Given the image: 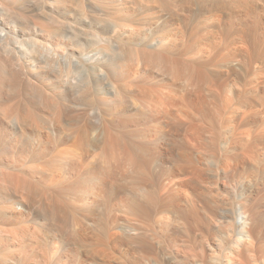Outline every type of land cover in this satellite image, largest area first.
<instances>
[{
  "label": "bare ground",
  "instance_id": "6f19581e",
  "mask_svg": "<svg viewBox=\"0 0 264 264\" xmlns=\"http://www.w3.org/2000/svg\"><path fill=\"white\" fill-rule=\"evenodd\" d=\"M15 1L16 0H10L11 3L15 2ZM30 1L31 0H26V2H30ZM160 1L162 3H159L160 4L159 6H162V5L164 6V5H166V3H168V5L164 6L165 8L164 7H162V8L170 11L169 15L171 17H173L174 15H177V17L176 18L173 17L172 19H168V20L163 18V16H161L154 8L157 6V4H158L157 3L156 5H152V6L150 5L151 6L150 7L151 12L149 13V16H148V18L150 17V19L147 20L146 25H147V28L149 30L157 32L158 29L161 27V25L167 26L166 21H170V20L175 21V20L179 19L178 16L180 17L179 20H181V22L183 24L182 26H184L186 29V31L183 32V34L187 36L186 40L189 41V39H190V41L187 44H185L186 45V54H187L186 59L189 60L190 62L188 63V66L186 65V67L181 68L176 72V75L181 77L184 80L183 85H179V81H181V80L178 81L175 78L176 75L174 73H172L173 71L171 72L172 74H169L166 72L168 69H171V68H165L164 66L163 67L166 69V71L163 70L165 72V75H164L165 78L163 77L164 82L162 85L163 86L162 89H158V88H154V87H152V88L142 87V86H140V87L138 86L135 89H133V88L128 89L130 87H128V86L124 87L123 86L124 87L123 88L120 85L114 84V86L116 87V91L117 92L119 91L118 93H120V94L123 93L124 98L125 97L128 98V96L131 97L134 95L137 96L138 94L143 97V96H148V95H152V94L157 93L159 95V97L161 98L160 100H162V101L157 100L158 101L157 103H159L162 107L164 106V108H161V109H159V108H156V109L148 108V112H146L147 116L145 117V120L140 119V118L133 119L134 120L133 122L135 123V125L136 124L142 125L143 128L141 127L140 128L141 130H139L137 133H140V132L143 133V138H144L145 142L148 144L149 149H144V145L140 143V144H137L136 145L137 147L134 149H130L128 147H125L123 152L121 151L123 153L122 154V156H123L122 160L124 159V161L126 163L125 165H127L129 167V169L133 173L132 175H134L135 178L143 181L142 185L136 184L130 188V187H127L125 184H123V185L119 184L118 179H123V174L119 170V168H118L119 166L116 164L118 166L117 167V166L113 165L111 162H105L104 164H99V161H98V163H94V164L89 163L90 165L87 164L88 166H86V165L77 164L76 162L69 161L67 163V165L64 167L63 171L53 172L52 177H54L59 182H64L66 184L65 189L72 190V191H74V193H76L78 195V196H76L78 202H80V205H78V207H81L82 209L87 210L91 214H94V213L99 211V214H101L102 216L100 217L99 221H96V223H95V220L91 223L92 227H90V226L87 227V226H85V224H79L80 225L79 230H77L73 234H71L66 229V227L64 225L59 224V222L56 219H54V220H56L55 229L57 230V233H58V234L56 233L58 236V237L56 236L57 239L53 238V237L52 238L48 237L45 240L43 239L44 240L43 242L40 241L41 239L36 238V237L33 240L31 239L33 242H30V244L24 245V248H21L20 250H18V253L16 254L21 259V264H112L110 262V261H112V260H110V258H113L112 257V255L114 254L113 250L114 249H117V250L118 249L119 250L124 249V248H126L125 245L129 246L134 251H136V250H138V251H149L152 254H159V251H163L162 243H164L166 241H171L172 234H174V236H175V233H176L175 228L178 225L177 221H180V220H177V218H179V219L183 218V214H184V209L181 207V205H184V206H185V204L189 205L193 210L196 211V214H198L200 208L205 209V208L210 207L212 203L216 202L214 199L217 196H219L218 194L216 195L213 192V190L215 188H212L213 189L212 190L209 187V185H207V182H208L207 181L208 178L206 176L207 175V172H206L207 169L202 167L199 164V163H201L200 162L201 158H199V157L196 158L193 156V152L196 153L195 151H198V152L203 151V149L200 150L201 148H206L207 150H205V151H208L209 155L214 157L213 158L214 162H213V159L210 157L212 159V164H213V168H214V169L210 168V170L216 171V175H218V177L222 179L221 180L222 181L221 188L223 189L225 194L227 193V194L233 196L235 198V200L240 195V187L238 186V183L240 182L241 175L243 174L241 169L245 168V170L248 171V168L251 166V165L249 166L248 164L250 162H252V163L256 162L257 155L255 156V154H254V147H256L255 144L258 145V143H256V140L258 139V134H261L262 137L264 136V123L262 125H260L259 128L253 127L255 129H253L252 127H248L247 125H246L247 126L246 128H241V124H240L241 121H243L244 124H249L250 120H254L253 118H255L256 116H260V115L263 116L264 115V81H263V79L261 80L262 76H260V75H262L261 73H263V71L261 68H259L256 65L259 61L263 62V64H264V22H263L264 21L263 20L264 19L263 18L264 13H262V11L264 9L263 10L260 9V6L258 7V6H256V4L254 6V4L252 2H254L255 0H167L166 3H163L164 0H160ZM258 1H260V0H258ZM262 1H261V3H262ZM72 2H74V1H72ZM131 2H132V0H131ZM76 4H75V6H77ZM27 5H29V4H27ZM32 6H34V5H32ZM87 6H88V4H87ZM242 11H243V13H242ZM91 12H92V10H91ZM97 12H99V11H97ZM81 13H83V11L79 12L78 14H81ZM64 14H66V12ZM69 14H71V13H69ZM67 15H68V13H67ZM245 15H250L249 17H252L251 19H249L247 17L250 21H248V19L245 18ZM68 16H71V15H68ZM72 16H74V15H72ZM181 18H183V19H181ZM95 20H97V19H95ZM86 22H87V26L89 28V31L87 34L94 36V32L92 31V29L95 26V24H97L98 22L97 23L94 22V16L92 13L87 14ZM102 22H104V21H102ZM0 23H1V21H0ZM1 24L3 25V23H1ZM105 25H106V23H105ZM179 26H180V24H179ZM120 27L122 28V30H124L125 27H128V25L127 26L121 25ZM176 28H172L167 33L165 32V33L158 36V39L160 40V43L162 45H164L163 47L165 48L166 52L171 53L173 50H175V46H177L176 42L178 40L176 41V38L171 37L172 34H174L176 32V30L174 31V29H176ZM62 29H64V27ZM134 29H133V31H134ZM139 29L141 30V28H139ZM178 29L180 30V28H178ZM70 30H71V28H70ZM107 30H109V29H107ZM37 31H38V29H37ZM110 31H112V30H110ZM127 31H128V28H127ZM180 31H182V30H180ZM11 33H12V31L7 30L4 26L0 27V44L5 45L6 44L5 42ZM42 33H43V31H42ZM42 33H41V35H42ZM139 34H140V32H139ZM101 36H100V38H101ZM143 36H144V34H143ZM180 36L178 35V37H180ZM148 37H149V35H148ZM174 37H176V36H174ZM53 39L59 40V42H60L59 44H61L63 46V48L61 47V50H55L49 46H47V47L41 46V47H43L46 52L49 51V53H51V55H49V56L53 57V59H55V61L59 65H61L63 67H66L67 65H71V66H74L77 68L81 65L80 60L81 59L83 60V58H81V59L79 58L80 51H78L77 48H81V51L87 50L89 48V46L91 44H93V42L95 40V38H92V37H88V38L85 37L84 41H82L83 39L82 40H76L74 38L73 39H70V38L59 39L57 37H52V40ZM104 40H106V39L104 38ZM146 40H147V38H146ZM165 40H166V42L171 43V44H175V45L170 46L168 44H165L166 43ZM98 43H96V44H98ZM120 43H121V41H120ZM108 44H109V42H108ZM122 46H124V45H122ZM69 49L71 50V52L69 51ZM54 51H56V52H54ZM5 52H3V53H5ZM123 52H125V51H123ZM17 53H18V51H17ZM98 53H97V55H98ZM105 53H107V52H105ZM7 55H8V53H7ZM85 55L87 57L88 62L93 63L90 66V71H91V74H94V70H96L95 69L96 65L94 63L95 62L94 60H97L96 54L86 52ZM149 55H151V54H149ZM10 57H12V56H10ZM18 57H19V55H18ZM112 57H113V55H112ZM137 57H138V55H137ZM13 58L16 59L15 56ZM121 58L122 57H120V60H121ZM141 59H142V57H141ZM48 60L49 59H47V61ZM16 61H17V59H16ZM141 61L143 62L144 59H142ZM230 61H232V63L235 61L237 67H234V69H230V68H228V69L232 70L233 72L237 71L236 74L238 73V69H240V67H242L241 61L243 62V67L247 72L246 74H248V76H249V78H248L249 81H247L246 83H242L241 81H239L238 79H235V77H234V78H231L229 80L230 82L226 84V81L221 77L220 69L222 67L224 69L225 66H223V65L224 64L227 65L228 62L231 63ZM8 62H9V60H8ZM8 62H7V64H8ZM13 62H9V63L12 64ZM133 62H135V61H133ZM33 63H34L33 67L37 68V65H35V62H33ZM127 63L131 64L132 61H130V62L127 61ZM234 64L235 63H233V65ZM0 65L3 66L1 64V61H0ZM157 65H159V64H157ZM147 67L145 66V69ZM163 67L161 66V68H163ZM148 68L150 69V67H148ZM149 69H148V71H149ZM159 69L160 68L155 69V72H156V70H159ZM4 70L6 71V69H4ZM143 70H142V72H143ZM8 71H9V74L12 75V68H10V70H8ZM232 71H230V73L233 76L234 73ZM40 72L41 71H39V73ZM160 72L161 71H159V73ZM19 73L22 74L23 76H25V78L22 77L23 80L33 82V81H31V78L34 77L33 74L24 73L22 70H19ZM20 74H18V75H20ZM151 74H152V72H151ZM155 74H157V73H155ZM52 75H53V73H52ZM30 76H33V77H30ZM10 77H12V76H10ZM48 78H49V76H48ZM113 78L115 79L114 76H113ZM163 78H162V81H163ZM121 79H123V78H121ZM21 81H19V82H21ZM55 81H56V79H55ZM58 81H60V80H58ZM105 82H106V80H105ZM35 83H37V82H35ZM10 84H11V81H10ZM60 84H62V83H60ZM118 84H120V83H118ZM62 85H64V84H62ZM69 85L72 89L73 86H75V83L69 84ZM14 86H15V84H14ZM20 86H19V88H20ZM26 86H30V85L28 84ZM65 87H67V85L64 86V88ZM133 87H134V84H133ZM10 88H12V87H10ZM61 89H59V90H61ZM8 90H9V88L7 89V92H8ZM23 90H22L23 92L26 91L25 89H23ZM39 90H40V88H39ZM87 90L89 91V94L92 97L93 92H92L91 83H90V85H88ZM10 91H12V90H10ZM104 92H105V90H104ZM85 93L87 94L86 91H85ZM12 98H13V95H12ZM109 98H110V96H109ZM156 99H154V100H156ZM130 100L131 99H129V101ZM149 100H150V104H151L152 99H149ZM48 101H49L48 104H51V105H54V104L56 105V102H57L54 100V98H49ZM113 101H114V97H113ZM72 103L79 105V102L77 100H75L74 98H67V103H64V105H63V108H65V112H66V110L69 111V110L73 109V108H71L73 106ZM120 103H121V105H123L122 102H120ZM136 104H138V103H136ZM155 105H157L156 102H155ZM146 107H147V105H146ZM152 107L155 108L156 106H152ZM168 107H170V108H168ZM19 108H20V106H19ZM51 108H48V109H51ZM45 109H47V108L45 107ZM23 110L24 109H22V111ZM18 111L13 112V115H12L14 122L20 128L19 130H21V131L17 130L16 132H14L15 133L14 134L15 135L14 140L17 142L22 140L23 139L22 137L25 135V131L22 129L23 123L25 121H28L29 119H31L28 117L27 113H26V115H23L20 113V110H18ZM51 112H52V110H51ZM141 112H144V111H141ZM46 113H47V111H46ZM9 115H11V114H9ZM55 115H53V116H55ZM68 115L65 113V115L63 114L62 118H60V119H63V121L65 123L64 124V130L61 126H60L61 128H59V124L61 123L62 120L60 121V120L56 119L57 121L54 123L53 122L47 123L48 125L46 126L45 130L43 129L44 131H42V132L37 133L38 132L37 131L36 133H34L33 131H35V130L29 131V134H28L29 140L28 141L26 140L27 141L26 144L28 145V147L32 148L34 145L35 146L37 145V149H38L37 155L46 156V155L50 154L55 149V147L58 145H63V144H68V143L70 144L71 142L76 143V142L83 140L85 138V136L83 138L82 132L83 131L87 132L88 131L87 128H90L91 126L86 124L87 128H85V126H83V128H82L76 123L77 121L76 122L74 121V118H68L67 117ZM6 116H4V117H6ZM137 116H140V115H137ZM93 117L94 116H92V119H93ZM110 117L112 118V116H110ZM132 117H134V116H132ZM195 117L199 118V121H196ZM32 118H34V117H32ZM40 119H41V117H40ZM171 120H174L175 122H179V124L182 126L183 132H180L181 131L180 126H178V127H180L179 128L180 131L179 130H177V131L171 130L172 127L168 130H165V128L173 126V125H170V124H173ZM100 122H101V120H100ZM253 122H255V121H253ZM87 123H89V122H87ZM206 123L211 125V128H209L208 130H206L207 128H205L207 125ZM1 125H3L2 117H0V131L3 128V126H1ZM105 126H106V124H105ZM175 127L177 128V126H175ZM23 128H25V127H23ZM30 129H32V127ZM57 129H59V130H57ZM94 130H95V127H94ZM161 131H163L164 137L167 138L169 141H172V143L169 144L168 141H165V140L161 141L160 139L157 138L158 133H161ZM174 132L177 134V136ZM178 132H180V133H178ZM205 132L206 133L209 132V134H210V136L208 135L209 136L208 139H206L205 135H207V134H205ZM137 133H136V135H137ZM178 134L181 136L180 138H178ZM25 138H27V137L24 136V140H25ZM119 138H121V137H119ZM243 138L248 139L247 145L244 146V148L242 147V143H244V142H242ZM86 139H88V138H86ZM157 140H158V142H156ZM120 141H122V140L120 139ZM85 142H87V141L85 140ZM153 144H154V146L151 147V145H153ZM81 145H83V144H81ZM1 146L2 145L0 144V147ZM121 146L123 147L122 144H121ZM121 146H117V147L119 148ZM73 147H75V146H73ZM179 147L186 149L187 154L184 155L185 152L183 153V151H182V153H181L180 152L181 150L178 151ZM241 147H242V149H241ZM101 153H102V155H104L106 153V150L102 149ZM255 153H256V151H255ZM59 154H61V153L59 152ZM204 154H205V152H204ZM118 156L120 158L121 155H118ZM63 157H65V156H63ZM94 157L96 158V156H94ZM114 158H116V157L114 156ZM77 159H79V158H77ZM81 159H80V161H81ZM91 162H93V161L91 160ZM84 166H86V167H84ZM34 167H36L37 169L39 168L37 166H34ZM61 167H62V165H61ZM32 168L33 167H31V169ZM52 168H54V167H52ZM24 169H26V168H24ZM18 170H20V169H18ZM249 171H250V169H249ZM19 172H21V171H19ZM249 173H251V171ZM209 174H211V173H209ZM252 174L254 176L255 173L252 172ZM10 175H12V174H10ZM212 176H213V174H212ZM212 176H211V178L214 177V176L213 177ZM263 176H264V170L262 171V177ZM10 177L11 176H9V178ZM149 178L151 180L148 183L146 180H149ZM20 179L23 180L22 177ZM19 184L20 183H18V185ZM10 185H11V183H10ZM211 185L212 184H210V186ZM37 187L38 186L36 184L29 183L26 187H24L22 189L24 191H21V189L19 190L18 187L13 188V190H8L9 198L7 200L6 205L4 206L3 213L0 214V219H2V220H6V219H11V220L16 219L17 220L19 218L22 219V217H25V215H27L28 213H31V211L36 210L37 205H38L37 203L40 202L42 204V202H41L42 196L39 195V191H38L39 188H37ZM140 190H147V193H141ZM61 191H63V190H61ZM45 193H47V192H45ZM246 196L247 197L245 198V201L243 203H240V202L239 203L236 202L237 204L235 203L237 205V207H241V205L242 206L244 205V207H246L245 211H243L241 213L240 218H243L242 216H244V217L248 218V221H249V223L247 222L248 225L246 227L245 239L243 238L241 240V242L239 243V246L237 248L236 254H235L237 256V258L243 256V249H246V246H248V244L253 245L255 240L261 241L264 238L263 229L259 226V222L263 221L262 220L263 215L261 214V211L259 210L258 203L256 202V197H254L251 193H249V195H246ZM60 197H62V196H60ZM5 199H6V197L4 198V200ZM50 200H51V198H50ZM48 203H49V201H48ZM189 206H186V207L189 208ZM39 208H40L41 212L44 210L43 207L41 208V206ZM44 211H46V210H44ZM132 211H134V214L136 215L134 218L130 217V212H132ZM191 214L193 215L192 212L190 213V215ZM62 215H64V214H62ZM199 215L202 216V214H199ZM28 216H29V214H28ZM50 216H52V215H50ZM141 217L144 218V220L141 219ZM182 222L186 225H191L190 223L192 221H190V219H188V218H185V216H184V220L181 221V223ZM209 223H210V221H209ZM194 224H193V226H194ZM36 225H38V224H36ZM21 227H24V226H21ZM41 227H38V228H41ZM146 227L148 228L149 231H147V230L144 231V229H147ZM178 227H179V225H178ZM96 228H98L99 234H98ZM161 228H164V232L162 231L163 235L160 232ZM189 228L190 227H188L187 229H189ZM259 228H261V229H259ZM24 229H25V227H24ZM27 229H29V228H27ZM33 229H35V228H33ZM192 230H193V228H192ZM189 231H191V230L189 229ZM16 232H18V231H16ZM166 232H167V234L169 233V235H167ZM22 233H23V231H22ZM24 233H26V232L24 231ZM36 233H38V231ZM47 233H48V231H47ZM91 233H92V235H90ZM19 234H20V232H19ZM38 234H41V233H38ZM44 234H45V232H44ZM44 234H42V235H44ZM192 234H193V232H192ZM195 234H193V235H195ZM29 235H31V234H29ZM32 236H34V235H31V238H32ZM176 236H178V235H176ZM188 236H189V234L187 235V237ZM39 237H41V235ZM179 237H181V236H179ZM182 238H184V237H182ZM191 238H193V237H191ZM49 239H51V240H49ZM88 239L91 241H88ZM25 240H27V239H25ZM18 241H19V239H18ZM15 242H16V240H15ZM20 243H22V242H20ZM130 244L131 245L134 244L135 248L133 246H130ZM121 251L123 252V250H121ZM124 251H126V253L128 255L129 250H124ZM164 252H166V251H163V253ZM123 253H125V252H123ZM138 259L139 258H137V260ZM99 260H101V261H99ZM118 260H119V258H118ZM118 260H114V262L118 261Z\"/></svg>",
  "mask_w": 264,
  "mask_h": 264
},
{
  "label": "rangeland",
  "instance_id": "374dc122",
  "mask_svg": "<svg viewBox=\"0 0 264 264\" xmlns=\"http://www.w3.org/2000/svg\"><path fill=\"white\" fill-rule=\"evenodd\" d=\"M67 1L66 0H31L30 2H26V0H16L15 2L11 3L10 0H0V19H1L0 21H1V23H3V25L0 23L1 24L0 27L4 26L7 30L12 31V33L10 34V36L8 37V39L5 42L6 44L5 45L0 44V61H1V64L3 65V66L0 65V115H1L0 117H2V122H3V125H1V126H3V128L0 131V144L3 146V147L2 146L0 147V176H1L0 177V214L3 213L4 206L6 205L7 200L9 198L8 190H13V188L18 187L19 190L21 189V191H24V190H22L24 187H26L29 183H34L38 186L37 188H39L38 189L39 195L42 196L41 197L42 204L40 202L37 203L38 205H37L36 210H33V211H31V213H28L29 216L27 214V215H25V217H22V219L19 218L17 220L16 219H12V220L11 219H6V220L0 219V264H12V263L13 264H21V259L16 255L18 253V250H20L21 248H24V245H27V244H30V242H33L32 240L35 239V237L41 239L40 240L41 242H43L48 237L49 238L53 237V238L57 239L58 233H57V230L55 229L56 220L59 222V224L64 225L66 227V229L71 234H73L77 230H79V226H80L79 224H85V226H87V227L88 226L92 227L91 223L94 220H95V223H96V221H99L100 217L102 216L101 214H99V211L94 213V214H91L87 210L82 209L81 207H78V205H80V202H78V200L76 198V196H78V195L76 193H74V191H72V190L65 189L66 184L64 182H59L54 177H52L53 172L63 171L64 167L67 165V163L69 161L76 162L77 164L86 165V166H88L87 164H89V163L90 164L91 163H93V164L98 163V161H99V164H104L105 162H111L115 166L118 165L119 167L118 166L117 167L119 168V170L123 174V179H118L119 184H121V185L125 184L127 187H130V188L136 184L142 185L143 181L135 178L134 175H132L133 173L131 172L129 167L127 165H125L126 163H125L124 159L122 160V158H123L122 152H123L125 147H128L130 149H134L137 147L136 145L140 144V143L144 145V149H149L148 144L145 142V140L143 138V133L142 132L137 133L139 130H141L140 128L142 127V125L136 124L137 125L136 126L135 123L133 122L134 121L133 119L140 118V119L145 120V117L147 116L146 112H148V108H153V109L159 108V109H161V108H164V106L162 107L159 103H157L158 101H162V100H160L161 98L159 97V95L157 93L152 94V95H148V96H143V97L138 94L137 96L134 95L131 97L128 96V98L127 97L124 98L123 93L120 94V93H118L119 91L118 92L116 91V87L114 86V84L120 85L122 87L123 86L124 87H126V86L130 87L128 89H131V88L135 89L138 86L139 87L140 86L149 87V88L154 87V88L162 89V87H163L162 85H163L164 78H165V76H164L165 75L164 71H166L165 68H171V69H168L166 72L169 74L174 73L176 75V72L179 69L186 67V65L188 66V63L190 62L189 60L186 59L187 54H186V45H185L190 41V39H189V41L186 40L187 36L183 34V32H185L186 29L184 26H182L183 24H182L181 20H179L180 19L179 16H178V18H179L178 20L166 21L167 26L161 25V27L158 29L157 32L151 31L147 28L146 22H147V20L150 19V17L148 18L149 13L151 12L150 7L152 5H156L157 3H158L157 6L154 8L161 16H163V18L168 20V19H172L173 17H175V18L177 17V15H174L173 17H171L169 15L170 11L164 9L165 8L164 6L168 5V3H166L167 0L163 1V3H166V5H164V6L163 5L159 6L160 5L159 3H162L160 0H157L158 2L156 0H132V2H131V0H124V1L123 0H114L115 2L113 0H71V1L67 0ZM72 1H74L75 3ZM255 1L252 2L254 4V6L256 4V6H258V7L260 6V9L263 10L264 9V0L263 1L262 0H260V1L255 0ZM261 1L263 4L261 3ZM27 4H29V5H27ZM75 4L77 6H75ZM87 4H88V6H87ZM32 5H34V6H32ZM162 7H164V8H162ZM81 10L83 11V13L78 14L79 12H82ZM91 10H92V12H91ZM97 11H99L100 13ZM65 12H66V14H64ZM67 13H68V15H71V16H68ZM69 13H71V14H69ZM89 13L93 14L94 22L99 23V24L98 23L95 24V26L92 29V31L94 32V36L87 34L89 31V28L87 26L86 20H87V14H89ZM242 13H243V11H242ZM262 13H264V10L262 11ZM72 15H74V16H72ZM249 16L250 15H245V18L251 19L252 17H249ZM183 18H181V19H183ZM263 18H264V16H263ZM95 19H97V20H95ZM249 19H248V21H250ZM102 21H104V22H102ZM105 23H106V25H105ZM179 24H180V26H179ZM121 25H125V26L128 25V27H125V29L122 30V28L120 27ZM63 27H64V29H62ZM70 28H71V30H70ZM127 28H128L129 32L127 31ZM139 28H141V30ZM172 28H176V29H174V31L176 30V32L174 34H172L171 37L176 38V41L177 40L178 41L176 42L177 46H175V50H173L170 53V52L165 51V48L163 47L164 45H162L160 43L158 36L165 33V32L167 33ZM178 28H180V30H182V31H180ZM37 29H38V31H37ZM107 29H109V30H107ZM133 29H134V31H133ZM110 30H112V31H110ZM42 31H43V33H42ZM139 32H140V34H139ZM41 33H42V35H41ZM143 34L145 37L143 36ZM148 35H149V37H148ZM178 35L179 36L181 35V36L178 37ZM100 36L102 39L100 38ZM140 36L141 37L143 36V37L141 38ZM174 36H176V37H174ZM52 37H57L59 39H63V38H70V39L74 38L76 40H82L83 39L82 41L85 40V37H87V38L92 37V38H95V40H94L95 43L93 42V44H91L87 50L81 51V48H77L78 51H80V53L82 52L81 54L79 53V58L80 59L83 58V60L82 59L80 60L81 65L78 68L71 66V65H67L66 67H63V66L59 65L55 61V59H53V57L49 56V55H51V53H49V51L46 52L45 49L43 48V47H47V46L52 47L55 50H61V47L63 48V46L61 44H59L60 43L59 40H54V39L52 40ZM97 38L98 39L100 38V39L98 40ZM104 38L106 40H104ZM146 38H147V40H146ZM120 41H121V43H120ZM108 42H109V44H108ZM165 42H166V40H165ZM96 43H98V44H96ZM165 44H168L170 46L175 45V44H171L168 42H166ZM122 45H124V46H122ZM41 46H43V47H41ZM17 51H18V53H17ZM69 51L71 52L70 49H69ZM123 51H125V52H123ZM3 52H5V53H3ZM54 52H56V51H54ZM86 52L96 54L97 60H94L95 61L94 63L96 65V68H95L96 70H94V74H91V71H90V66L93 63L88 62L87 57L85 55ZM105 52H107V53H105ZM7 53H8V55H7ZM97 53H98V55H97ZM17 54L19 55V57ZM149 54H151V55H149ZM112 55H113V57H112ZM137 55H138V57H137ZM10 56H12V57H10ZM14 56L17 59V61H16V59L13 58ZM149 56L150 57L152 56V57L150 58ZM120 57H122L121 60H120ZM141 57H142V59H144L143 62L141 61L142 60ZM47 59H49L50 61L48 60L49 61L48 62ZM8 60H9V62H13L14 60L15 61L12 64H10L8 62ZM127 61L128 62L132 61V63L131 64L127 63ZM133 61H135V62H133ZM7 62H8V64H7ZM33 62H35V65H37V68L33 67V64H34ZM230 62L232 63V61H230ZM231 63L228 62L227 65L224 64L223 65V66H225L224 69H223V67L220 69L221 77L226 81V84L229 83L230 82L229 80L231 78H234V77H235V79H238L242 83H246L247 81H249V79H248L249 76H248V74H246L247 72L243 67V62L241 61L242 67H240V69H238L237 74H236L237 71L233 72L232 70L228 69V68L234 69V67H237L235 61L233 62V63H235L234 64L235 66L233 65V63L232 64ZM157 64H159V65H157ZM256 65L262 69L263 73H261L262 75H260V76H262L261 80L263 79V81H264V75H263L264 74V64H263V62L259 61ZM145 66L146 67L148 66V67H150V69L151 68L152 69L150 70L148 67L145 69ZM161 66L162 67L164 66L165 68L164 67L161 68ZM9 67L12 68V75L9 74V71H8V70H10ZM158 68H160V69L156 70V72H155V69H158ZM4 69H6V71ZM148 69H149V71H148ZM19 70H22L24 73H27V74H33L34 77L30 76V77H33V78H31V81H33V82L23 80V78H25V76L20 74ZM142 70H143V72H142ZM39 71H41V72L39 73ZM150 71L152 72V74ZM159 71H161V72L159 73ZM230 71H232L234 73L233 76L231 75ZM52 73H53V75H52ZM155 73H157V74H155ZM18 74H20V75H18ZM10 76H12V77H10ZM48 76H49V78H48ZM113 76L115 77V79L113 78ZM121 78H123V79H121ZM162 78H163V81H162ZM175 78L178 81L181 80V81H179V85H183L184 80L181 77L176 75ZM55 79H56V81H55ZM18 80L19 81L22 80L21 81L22 83L19 82ZM58 80H60V81H58ZM105 80H106V82H105ZM10 81H11V84H10ZM35 82H37V83H35ZM117 82L120 84H118ZM60 83H62L64 85H62ZM73 83H75V86H73V88L71 89L69 84H73ZM90 83H91L92 92H93L92 97L89 94V91L87 90L88 85H90ZM14 84H15V86H14ZM28 84L30 86H26ZM133 84H134V87H133ZM66 85H67V87L64 88V86H66ZM19 86H20V88H19ZM10 87H12V88L14 87V88L12 89ZM6 88L7 89L9 88L8 92H7ZM29 88L30 89L32 88V89L30 90ZM39 88H40V90H39ZM23 89H25L27 92L26 91L23 92L24 91ZM59 89H61V90H59ZM10 90H12V91H10ZM104 90H105V92H104ZM85 91L87 92V94L85 93ZM12 95H13V98H12ZM109 96H110V98H109ZM113 97H114V101H113ZM49 98H54V100L57 101L56 102L57 106L55 104H54L55 106L48 104ZM67 98H74L75 100H77L79 102V105L72 103V105L74 107L72 106L71 108H73V109H71L69 111L66 110V112H65V108H63V105H64V103H67ZM153 98L154 99L157 98V99L154 100ZM129 99H131V100L129 101ZM149 99H152L151 100L152 101L151 104L153 103L152 105L150 104ZM115 100L117 102L118 101L119 102L117 103ZM120 102H122L123 105H121ZM155 102L158 106L155 105ZM136 103H138V104H136ZM146 105H147V107H146ZM19 106H20V108H19ZM152 106H156V107L154 108ZM45 107L47 109L51 108V107L52 108L47 110V109H45ZM21 108L24 110L22 111ZM168 108H170V107H168ZM18 110H20V113L23 115H26V113H27L28 117L31 119H29L28 121H25L23 123V126L21 125L22 129L25 131L24 136L27 138H25V140H24V136H23L22 137L23 139L17 142L14 140V137H15L14 132H16L17 130L18 131H21V130H19L20 128L14 122L12 115H13V112H16ZM51 110H52V112H51ZM46 111H47V113H46ZM141 111H144L145 113L141 112ZM8 113L11 115H9ZM65 113L67 115L69 114L67 116L68 118H74V121L75 122L77 121L76 123L80 127L83 128V126H85V128H87L86 124L91 126L90 128H87L88 129L87 132H85V131L82 132L83 138H84V136H85V138L83 140L80 139L81 141L76 142V143L71 142L70 144L68 143V144L58 145L53 150L54 152L52 151L50 154H48L46 156L37 155V151H38L37 145L36 146L34 145L32 148H30L26 144V142L29 140L28 139L29 138L28 137L29 131L35 130V131H33L34 133H36L37 131H38L37 133L42 132L45 130L46 126L48 125L47 123H49V122L54 123L57 120H60V121L62 120L61 123L63 125L60 123L59 128L62 127L64 130V124L65 123H64L63 119H60V118H62L63 114L65 115ZM51 115L52 116L55 115L56 117L55 116L52 117ZM109 115L112 116V118ZM137 115H140V116H137ZM4 116H6L7 118ZM92 116H94L93 119H92ZM132 116H134V117H132ZM32 117H34L35 119ZM40 117H41V119H40ZM253 119L254 120H250L249 124H244V122L241 121V123H240L241 128H246L247 126L252 127V128L253 127L259 128L260 125H262L264 123V115L263 116L262 115L256 116ZM100 120H101V122H100ZM195 120L199 121V118L195 117ZM171 121L173 124H170V125H173V126L167 127V128H165V130H168L172 127L171 130H176V131L179 130L180 131L179 128L181 127L180 132H183L182 126L179 124V122H175L174 120H171ZM253 121H255V122H253ZM87 122H89V123H87ZM105 124H106V126H105ZM175 126H177L178 129ZM178 126H180V127H178ZM23 127H25V128H23ZM31 127H32V129H30ZM94 127H95V130H94ZM205 128H207L206 130H208L209 128H211V125L207 124ZM255 128H253V129H255ZM57 130H59V129H57ZM180 132H178V133H180ZM136 133H137V135H136ZM205 134H207L205 136H206V139H208L210 136L209 132H207V133L205 132ZM176 136H177V134H176ZM119 137H121V138H119ZM180 137L181 136L178 134V138H180ZM86 138H88V139H86ZM157 138L160 139L161 141H164V140L168 141L169 144L172 143V141H169L167 138L164 137L163 131H161V133H158ZM120 139L122 141H120ZM85 140L87 142H85ZM156 142H158V140ZM242 142H244V143H242V147L244 148V146L247 145L248 139L243 138ZM256 143H258V145L255 144L256 147H254V154H255V156L257 155V160L255 163L250 162L248 164L249 166L251 165L248 168V171H246L245 168L241 169L243 174L241 175L240 182L238 183V186L240 187V195L238 196V198L236 200L233 196H231L227 193L225 194V192L221 188V184H222L221 180L222 179L219 178L218 175H216V171L210 170V168H213L212 159L214 157L209 155L208 151H205L207 149L206 148L200 149V150L203 149L205 154L203 151H200V152L195 151L196 153L193 152L194 157L201 158L202 161L200 160L201 163H199V164L202 167L207 169V171H206L207 175L206 176L210 180L209 181L207 179V181H208L207 185H209V187L211 189L215 188L214 190L216 192L212 189L213 192L216 195L217 194L219 195L214 199L216 202L212 203L211 206L208 208H205V209L202 208L203 210L200 208L198 214H196V211L193 210L189 205H187V204H185V206L181 205V207L184 209V214H183V218H180V219L177 218V220H180V221H177L179 227L177 225V227L175 228V232H176L175 236H174V234H172L171 241H166V242L162 243V249H163V251H166V252L163 253V251H159V254H152L149 251H138V250L134 251L129 246L125 245L126 248L121 249L125 253H123L119 249L118 250L120 252L117 249L113 250L114 251V254L112 255L113 258H110V260H112L110 262L112 264H121V263L122 264H154V263L155 264H264V238L261 241L255 240L253 245L248 244L249 247L246 246V249H243V256L238 257L239 259L235 255L237 248L239 246V243L241 242V240L243 238L245 239L246 227L249 223L248 218H246L244 216H242L243 218H240L241 213L243 211H245L246 207H244V205L243 206L241 205V207H237L236 204L239 202L243 203L245 201V198L247 197L246 195H249V193H251L254 197H256V202L258 203L259 210L261 211V214L263 215V219H262L263 221L259 222V226L263 229V233H264V176L262 177V171L264 170V136L262 137L261 134H258V139L256 140ZM81 144H83V145H81ZM121 144L123 145V147L121 146ZM73 146H75V147H73ZM117 146H121V147L118 148ZM153 146H154V144L151 145V147H153ZM242 147H241V149H242ZM102 149L106 150V153L104 155H102V153H101ZM179 150H181L180 151L181 153H182V151H183V153L185 152L184 155L187 154L186 149L179 147L178 151ZM255 151H256V153H255ZM59 152L61 154H59ZM79 153L80 154L82 153L84 156L82 154L80 155ZM118 155H121L122 157L120 156V158H119ZM63 156H65V157H63ZM94 156H96V158ZM114 156L116 158H114ZM77 158H79V159H77ZM80 159H81V161H80ZM91 160L93 162H91ZM213 162H214V159H213ZM61 165H62V167H61ZM34 166H37L39 168L37 169ZM86 166H84V167H86ZM31 167H33L32 168L33 170L31 169ZM52 167H54V168H52ZM24 168H26V169H24ZM18 169H20V170H18ZM249 169H250L251 173H249L250 172ZM19 171H21V172H19ZM252 172L255 173L254 176H253ZM209 173H211V174H209ZM10 174H12V175H10ZM212 174L214 177L212 176ZM9 176H11V177L9 178ZM211 176L213 178H211ZM21 177L23 178V180L20 179ZM150 180L151 179L149 178V180H146V181L149 183ZM10 183H11V185H10ZM18 183H20V184L18 185ZM210 184H212V185L210 186ZM61 190H63V191H61ZM45 192H47V193H45ZM140 192L141 193H147V190H140ZM4 196L6 197L5 200H4V198H5ZM60 196H62V197H60ZM50 198H51V200H50ZM48 201H49V203H48ZM40 206H41V208L43 207V209L46 211L43 210L41 212V210L39 208ZM186 206H189L190 209L187 208ZM191 212L193 213V215L192 214L190 215ZM62 214H64V215L66 214V215L64 216ZM199 214H202V216ZM50 215H52V216H50ZM135 216L136 215L134 214V211L130 212V217L134 218ZM184 216H185V218H188V219H190V221H192L190 223L191 225H186L183 222L181 223V221L184 220ZM54 219H56V220H54ZM141 219L144 220V218H142V217H141ZM209 221H210V223H209ZM36 224H38L39 226ZM193 224L195 227L193 226ZM21 226H24L25 229H24V227H21ZM38 227H41V228H38ZM186 227L187 228L190 227L189 229L191 231H189V229H187ZM191 227L193 228V230ZM27 228H29V229H27ZM33 228H35V229H33ZM261 228H259V229H261ZM96 229L98 232V228H96ZM146 230L149 231L148 228L144 229V231H146ZM16 231H18V232H16ZM22 231H23V233H22ZM24 231L26 233H24ZM37 231H38V233H41V234L36 233ZM47 231H48V233H47ZM162 231L164 232V228H161V230H160L161 234L163 235ZM19 232H20V234H19ZM44 232H45V234H44ZM192 232H193V234H195V233L196 234L193 235ZM169 233L167 234V232H166L167 235H169ZM29 234L34 235V236H32V238H31V235H29ZM42 234H44V235H42ZM98 234H99V232H98ZM188 234H189L188 237L190 239L187 237ZM40 235H41V237H39ZM90 235H92V233ZM176 235H178V236H176ZM179 236H181V237H179ZM263 236H264V234H263ZM182 237H184V238H182ZM191 237H193V238H191ZM18 239H19V241H18ZM25 239H27V240H25ZM15 240H16V242H15ZM49 240H51V239H49ZM88 241H91V240L88 239ZM20 242H22V243H20ZM130 246H133L135 248L134 244L133 245L130 244ZM124 250H129L128 255H127L126 251H124ZM118 258H119V260H118ZM137 258H139V259L137 260ZM114 260H118V261L114 262ZM99 261H101V260H99Z\"/></svg>",
  "mask_w": 264,
  "mask_h": 264
}]
</instances>
